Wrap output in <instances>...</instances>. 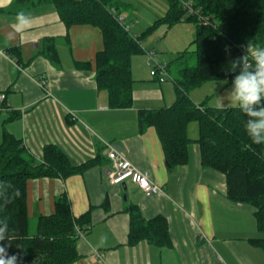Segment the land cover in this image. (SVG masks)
<instances>
[{"label": "crops", "instance_id": "0c3cea01", "mask_svg": "<svg viewBox=\"0 0 264 264\" xmlns=\"http://www.w3.org/2000/svg\"><path fill=\"white\" fill-rule=\"evenodd\" d=\"M119 3L116 10L123 16L121 6L131 5ZM20 11L31 19L18 31L16 14ZM195 33V25L187 22L153 32L141 55L154 51L161 67L170 66V78L159 81L151 75L148 57H133V107L112 109L108 94L97 83L96 57L104 49L100 29L90 25L67 28L51 3L22 7L17 0H0V145L7 133L21 140L38 163L48 145L60 148L74 166L89 162L83 172L66 179L27 182V214L32 223L54 214L56 201L63 195L75 218L90 212L91 224L78 241L81 258L72 264H264V252L251 242L262 237L253 210L228 199L224 177L202 167L197 145L192 142L187 165L171 170L156 129L140 131L141 110L175 103L174 80L190 68L181 61L188 54L181 59V53L190 48ZM46 39H54L59 62L44 53ZM13 48L21 52L19 63L10 53ZM175 62L180 66L175 68ZM84 63L92 66H78ZM230 87L209 81L190 96L198 106L236 107ZM108 144L148 173L163 193L147 196L130 180L112 184L115 168ZM131 206L138 207L146 221L164 217L170 245L146 240L130 245ZM243 222L250 223L249 228Z\"/></svg>", "mask_w": 264, "mask_h": 264}, {"label": "trees", "instance_id": "16d2710c", "mask_svg": "<svg viewBox=\"0 0 264 264\" xmlns=\"http://www.w3.org/2000/svg\"><path fill=\"white\" fill-rule=\"evenodd\" d=\"M17 1L22 7L54 4L69 29L90 25L101 30L104 49L96 57L97 83L98 89L108 94L112 109L133 107L132 59L144 54L142 40L161 26L194 24L195 38L190 48L181 53V59L191 54L197 58L196 66L182 70L181 78L174 80L177 99L171 107L139 112L140 131L156 129L171 170L188 164L190 145L194 142L202 167L224 177L228 199L250 206L257 229L264 235V142L253 143L246 130L250 117L240 106H198L190 96L206 82L232 84L241 70H255V53L264 49V0H169L165 15L141 36L130 34L114 19L110 10L120 8L115 0ZM43 51L51 61L59 62L54 39L44 41ZM10 53L21 62L19 48L11 49ZM244 55L246 61L238 60ZM78 66L89 68L92 64ZM169 68H165L167 73ZM193 122L199 127L195 141L188 135ZM87 166L89 162L72 165L55 145L45 147L43 160L38 163L21 140L4 135L0 145V220L7 223L8 239L2 243L9 256L17 255L19 264H72L81 258L78 241L80 233L86 232L91 224L90 212L75 218L68 197L63 195L56 201L55 213L41 216L36 232L31 234L27 182L40 178L66 179L83 172ZM128 212L130 245L144 240L159 246L170 245L168 221L164 217L146 221L136 206L129 207ZM251 242L264 252V237Z\"/></svg>", "mask_w": 264, "mask_h": 264}, {"label": "clouds", "instance_id": "9594fccd", "mask_svg": "<svg viewBox=\"0 0 264 264\" xmlns=\"http://www.w3.org/2000/svg\"><path fill=\"white\" fill-rule=\"evenodd\" d=\"M31 16L24 11L16 14V28L28 26ZM246 61L247 55L238 58ZM255 70H241L232 81V96L238 102L242 112L250 119L246 121V130L253 143L264 142V49L255 53ZM255 106V107H254ZM6 221L0 220V264H19L17 255H8L3 241L7 237Z\"/></svg>", "mask_w": 264, "mask_h": 264}, {"label": "rangeland", "instance_id": "374dc122", "mask_svg": "<svg viewBox=\"0 0 264 264\" xmlns=\"http://www.w3.org/2000/svg\"><path fill=\"white\" fill-rule=\"evenodd\" d=\"M115 1H118V2L122 1L124 3L131 5V6H127V7L121 6V9H122V14H123L124 18L126 19L127 28L131 29L132 32L130 34H132L134 36H140L150 26H152L158 18L163 17L165 15L166 11L168 10V6H169V0H115ZM152 37H151V35L149 36V38L147 37V39L144 40V42H143V46L148 41H150V39H152ZM152 52L154 53V51H152ZM138 57H143L144 59L148 57V61H149L148 55L147 56L141 55ZM154 57L156 58V53H154ZM174 58H176V57H174ZM181 61H183L184 66L192 67V66L196 65L197 58L191 54H188ZM174 66H175V68H177L180 65L177 62H175ZM222 82H225V81H222ZM225 83H227V82H225ZM230 85H231V87L229 88L230 89L229 92L232 93V91H233L232 84H230ZM198 88H196V89H198ZM200 91H203V90H200ZM262 99H264V98H262ZM235 106H239V104L235 105ZM197 128H198L197 122H193L190 124L188 133H189V136L191 138H194V136L198 138L199 128H198V132H197ZM192 146L193 145H191L190 148H192ZM243 223H244L243 226L245 228H249L250 223H248V222H246V223L243 222ZM36 227H37V223L30 222V228L29 229H30L31 234H34L36 232V230H37ZM261 236L264 237L263 234H261L259 237H261ZM261 251H263V250L261 249Z\"/></svg>", "mask_w": 264, "mask_h": 264}, {"label": "built area", "instance_id": "2783aa9c", "mask_svg": "<svg viewBox=\"0 0 264 264\" xmlns=\"http://www.w3.org/2000/svg\"><path fill=\"white\" fill-rule=\"evenodd\" d=\"M184 5L188 8L191 7L188 2H184ZM191 11L193 12V9H191ZM110 12L118 24L122 27H125V29L129 31L123 16L118 14L115 8H112ZM148 55L150 58L148 61V66L152 68V77L158 78L161 82H164L170 78L165 68L158 64L157 59L154 57V53L150 52ZM2 99H5V96H2ZM107 146L110 149L108 157L115 168V172L112 174V184L120 185L123 182L130 180L132 183L141 187L147 196H157L163 193L162 187L159 184L152 182L148 173L140 171L135 165H133L126 158L122 150L111 144H108ZM80 237L83 238L84 233H80Z\"/></svg>", "mask_w": 264, "mask_h": 264}, {"label": "water", "instance_id": "95a60500", "mask_svg": "<svg viewBox=\"0 0 264 264\" xmlns=\"http://www.w3.org/2000/svg\"><path fill=\"white\" fill-rule=\"evenodd\" d=\"M125 199H126V197H125Z\"/></svg>", "mask_w": 264, "mask_h": 264}, {"label": "bare ground", "instance_id": "6f19581e", "mask_svg": "<svg viewBox=\"0 0 264 264\" xmlns=\"http://www.w3.org/2000/svg\"><path fill=\"white\" fill-rule=\"evenodd\" d=\"M124 180V179H123Z\"/></svg>", "mask_w": 264, "mask_h": 264}]
</instances>
